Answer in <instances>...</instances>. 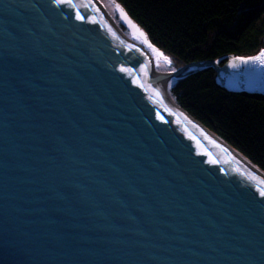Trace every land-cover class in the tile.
Instances as JSON below:
<instances>
[{
    "label": "water",
    "instance_id": "obj_1",
    "mask_svg": "<svg viewBox=\"0 0 264 264\" xmlns=\"http://www.w3.org/2000/svg\"><path fill=\"white\" fill-rule=\"evenodd\" d=\"M262 52L155 74L96 0H0V264H264V173L161 86L264 95Z\"/></svg>",
    "mask_w": 264,
    "mask_h": 264
},
{
    "label": "trees",
    "instance_id": "obj_2",
    "mask_svg": "<svg viewBox=\"0 0 264 264\" xmlns=\"http://www.w3.org/2000/svg\"><path fill=\"white\" fill-rule=\"evenodd\" d=\"M174 69L249 58L264 48V0H112ZM209 70L170 94L193 119L264 173V97L228 93Z\"/></svg>",
    "mask_w": 264,
    "mask_h": 264
},
{
    "label": "bare ground",
    "instance_id": "obj_3",
    "mask_svg": "<svg viewBox=\"0 0 264 264\" xmlns=\"http://www.w3.org/2000/svg\"><path fill=\"white\" fill-rule=\"evenodd\" d=\"M114 20V19H113ZM115 22V25L117 27V29L120 31V33L125 37L127 38L129 41L131 42H134V43H137L139 44L140 48L143 50L144 54L146 55V57L148 58V60L150 61V65H151V69L155 72V74H161V73H168V72H163V71H160L158 70L156 67L158 66L157 65V59H158V54L156 52V50L153 48V47H145L141 44V41L136 37V36H133L132 38L131 37H128L123 30L120 29L119 25L116 23V21L114 20ZM151 46V45H150ZM264 49V48H263ZM262 49V50H263ZM261 50V51H262ZM260 51V52H261ZM259 52V53H260ZM258 53V54H259ZM257 54V55H258ZM255 55V56H257ZM254 57V56H252ZM252 57H249V58H252ZM179 69V68H178ZM174 70H177V69H174L173 68V71ZM171 72V71H170ZM175 81H171V82H166V83H162L161 86L163 87V89L165 90V92L167 93V95L169 96V98L171 99L172 103L174 104L175 106V101L173 100L171 94H170V88H171V85L174 83ZM263 96L264 95H258V94H253L252 96ZM251 96V95H250ZM177 105V104H176ZM178 106V105H177ZM179 107V106H178ZM180 108V107H179ZM182 109V108H180ZM183 110V109H182ZM184 111V110H183ZM185 112V111H184ZM187 115H189L187 112H185ZM190 116V115H189ZM191 117V116H190ZM195 120V119H194ZM198 122V121H197ZM199 123V122H198ZM202 125V124H201ZM208 130V129H207ZM209 131V130H208ZM212 133V132H211ZM213 134V133H212ZM215 135V134H214ZM216 136V135H215ZM218 137V136H217ZM219 138V137H218ZM220 139V138H219ZM223 141V140H222ZM233 149V148H232ZM234 150V149H233ZM238 153V152H237ZM239 154V153H238ZM240 155V154H239ZM243 157V156H242ZM244 158V157H243ZM245 159V158H244ZM246 160V159H245ZM250 163V162H249Z\"/></svg>",
    "mask_w": 264,
    "mask_h": 264
},
{
    "label": "rangeland",
    "instance_id": "obj_4",
    "mask_svg": "<svg viewBox=\"0 0 264 264\" xmlns=\"http://www.w3.org/2000/svg\"><path fill=\"white\" fill-rule=\"evenodd\" d=\"M102 7H104L107 12L112 16V18L116 21V23L119 25L120 29L124 31V33L128 37H133L134 35L130 34L129 31L123 27L122 22L120 21L118 14L115 11V8L113 6V1L112 0H96ZM157 52V51H156ZM158 59H157V69L163 72H170L173 71V67L171 66V62L163 58L160 53H158ZM172 86V85H171Z\"/></svg>",
    "mask_w": 264,
    "mask_h": 264
},
{
    "label": "snow or ice",
    "instance_id": "obj_5",
    "mask_svg": "<svg viewBox=\"0 0 264 264\" xmlns=\"http://www.w3.org/2000/svg\"><path fill=\"white\" fill-rule=\"evenodd\" d=\"M117 7H118V6H117ZM121 11H122V10H121ZM122 14H123V13H122ZM141 35H143V34L141 33ZM145 42H146V41H145ZM149 47H150V45H149ZM261 55L264 56V52H262ZM259 58H260V57H257L256 59H259ZM261 195H264V193H261Z\"/></svg>",
    "mask_w": 264,
    "mask_h": 264
}]
</instances>
